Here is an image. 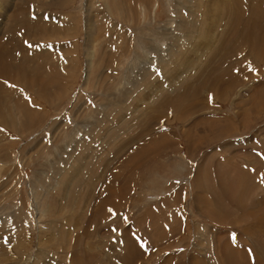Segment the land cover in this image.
I'll return each mask as SVG.
<instances>
[{"label": "rangeland", "instance_id": "rangeland-1", "mask_svg": "<svg viewBox=\"0 0 264 264\" xmlns=\"http://www.w3.org/2000/svg\"><path fill=\"white\" fill-rule=\"evenodd\" d=\"M248 3L0 0V264H264Z\"/></svg>", "mask_w": 264, "mask_h": 264}, {"label": "bare ground", "instance_id": "bare-ground-1", "mask_svg": "<svg viewBox=\"0 0 264 264\" xmlns=\"http://www.w3.org/2000/svg\"><path fill=\"white\" fill-rule=\"evenodd\" d=\"M238 0H235V4H236V2H237ZM231 3V2H230ZM229 3V1H227V3L226 4H230ZM228 8V7H227ZM248 8H249V12H250V14H249V18H248V16L247 17H244V19L242 20V18H243V10L242 11H240L239 10V5H237V7H236V14H234V17H233V20H234V23L236 24V26H237V28H238V30H237V33H239V31H245V30H248L249 28H251V27H256V28H258L259 27V24H260V22H262V23H264L263 21H262V19H264V0H249V3H248ZM256 14L258 15V16H256ZM241 15V16H240ZM242 20V21H241ZM241 21V23H239ZM260 32V31H259ZM259 32H258V34H259ZM251 34V33H250ZM254 34V33H253ZM234 35V34H233ZM232 35V36H233ZM244 36V35H243ZM245 37V36H244ZM264 37V36H263ZM241 38V37H240ZM247 38V37H246ZM247 40V39H246ZM253 40V39H252ZM242 41V40H241ZM253 42H255L254 40H253ZM252 42V43H253ZM249 43V42H248ZM256 44V43H255ZM260 45V44H259ZM262 45V44H261ZM260 45V46H261ZM1 46V45H0ZM263 47V46H262ZM259 49V48H258ZM262 49V48H261ZM260 50V49H259ZM1 55H3V54H1ZM1 55H0V57H1ZM257 57V56H256ZM8 58V57H7ZM5 59V58H4ZM3 59V60H4ZM2 60V61H3ZM7 61V60H6ZM17 63V62H16ZM4 65L6 66V64L4 63ZM4 65H3V67H4ZM8 65V64H7ZM4 69H6V67H4ZM1 70V69H0ZM7 70V69H6ZM12 70V69H11ZM3 71V72H2ZM7 71H4V70H1V73L3 74H5ZM0 73V74H1ZM2 76V75H1ZM4 76V75H3ZM2 76V77H3ZM1 115V114H0ZM0 118H1V116H0ZM3 119V118H2ZM5 119V118H4ZM0 122H1V120H0ZM2 123L4 124V121L2 120ZM262 212H264V211H262ZM255 214V213H254ZM264 215V214H263ZM258 221H261V219H258ZM255 224V223H254ZM260 224V223H259ZM258 224V225H259ZM261 224H263V223H261ZM261 227H262V225H261ZM263 229V228H262ZM262 232V231H261ZM263 234H264V232H262ZM257 264H262L260 261H258V263Z\"/></svg>", "mask_w": 264, "mask_h": 264}, {"label": "crops", "instance_id": "crops-1", "mask_svg": "<svg viewBox=\"0 0 264 264\" xmlns=\"http://www.w3.org/2000/svg\"><path fill=\"white\" fill-rule=\"evenodd\" d=\"M156 208V207H155ZM154 209V207H153ZM131 234H132V230H131ZM132 237V235H131ZM133 239V238H132ZM134 240V239H133ZM136 242V245L144 252V253H147L149 252V248H148V242H147V245H145L144 243H141V241L137 238H135L134 240Z\"/></svg>", "mask_w": 264, "mask_h": 264}]
</instances>
